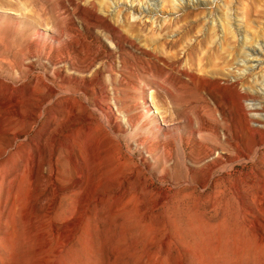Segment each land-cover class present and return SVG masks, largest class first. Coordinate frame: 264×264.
I'll list each match as a JSON object with an SVG mask.
<instances>
[{"label": "rangeland", "instance_id": "rangeland-1", "mask_svg": "<svg viewBox=\"0 0 264 264\" xmlns=\"http://www.w3.org/2000/svg\"><path fill=\"white\" fill-rule=\"evenodd\" d=\"M246 31L264 0H0V264H264Z\"/></svg>", "mask_w": 264, "mask_h": 264}, {"label": "bare ground", "instance_id": "bare-ground-1", "mask_svg": "<svg viewBox=\"0 0 264 264\" xmlns=\"http://www.w3.org/2000/svg\"><path fill=\"white\" fill-rule=\"evenodd\" d=\"M98 1V0H97ZM101 1V0H100ZM180 1V0H179ZM104 3V2H103ZM103 3H101V4H103ZM110 3H112V2H110ZM133 4V3H132ZM132 4H130V6H129V4H123V5H125V8L126 9H130L131 8V5ZM153 4H155L154 2H152L150 5H153ZM109 5V4H108ZM100 6H102V5H100ZM100 6H99V8H100ZM112 6V5H111ZM120 6V5H119ZM104 7H106L105 5H104ZM115 7V6H114ZM155 8L153 9V8H151V6H149V5H147L144 9H142V10H140V12L139 13H143L144 12V14H149V15H151V14H157V8H156V6H154ZM114 9V8H113ZM120 9V8H119ZM116 10L115 9V16H116V18H118V20H119V18H120V20H121V17H119V14H121L120 13V10ZM105 10V9H104ZM121 10H123V9H121ZM130 13H131V11H130ZM130 13H129V15H130ZM137 14V13H136ZM148 15V16H149ZM115 16H114V14H113V17L115 18ZM127 17V16H126ZM125 17V18H126ZM130 17V16H129ZM131 17H135V15L133 14V15H131ZM142 17V16H141ZM136 19V18H135ZM141 19V18H140ZM117 20V21H118ZM126 20V19H125ZM122 22V21H121ZM120 22V23H121ZM213 25L215 24V20L213 19ZM221 27H222V29H223V31L224 32H229V33H231L232 35H233V30H232V23L231 22H229V21H226V20H222V22H221ZM264 34V33H263ZM235 36V34L233 35V37ZM248 33H247V31L245 32V34H243L242 35V37H244L245 38V42H244V44H249V45H251V48H248V50H246V52H245V57H249V58H251V59H253V58H257V57H259V56H262L263 58H264V47L263 46H261V45H259L258 47H256V45L254 46L253 44L255 43V44H259V41H258V38L257 37H250L249 39L251 40H249L248 39ZM257 36V35H256ZM263 36V35H262ZM258 37H259V35H258ZM261 37V36H260ZM263 38V37H262ZM264 39V38H263ZM242 41H243V39H242ZM253 43V44H252ZM244 48V47H243ZM243 63H245V64H249V63H251V61L252 60H249V59H242L241 60ZM258 63V62H257ZM257 68V64L256 65H254L253 66V64H252V66L249 68L248 67V69H244V71L245 72H247V71H249V70H254V69H256ZM257 78H260V84H261V82L262 83H264V78L263 77H260V76H256V79ZM256 81V80H255ZM258 81V80H257ZM263 85V84H262ZM251 108H253V109H255V108H258V107H260V103L258 104V103H252L251 105ZM261 108V107H260ZM261 111V110H260ZM259 133H258V135H259V137H258V141L260 142V143H263L264 144V132H262V131H258ZM264 146V145H263ZM259 148V147H258ZM261 148V147H260ZM257 152H258V150H254V152H253V157H256V154H257ZM252 159V158H251ZM255 160V159H254ZM261 172H263V174H264V169H262V171ZM264 187V186H263ZM262 212H263V215H264V204H263V207H262Z\"/></svg>", "mask_w": 264, "mask_h": 264}]
</instances>
